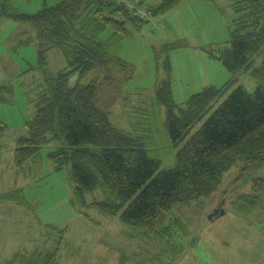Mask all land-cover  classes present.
Here are the masks:
<instances>
[{
	"label": "trees",
	"instance_id": "16d2710c",
	"mask_svg": "<svg viewBox=\"0 0 264 264\" xmlns=\"http://www.w3.org/2000/svg\"><path fill=\"white\" fill-rule=\"evenodd\" d=\"M184 1L162 0L153 8L134 0H62L31 15L1 13L34 27L39 58L30 70L40 69L44 79L36 113L25 124L26 134L16 142V164H30L44 149L56 145L47 157L55 169L69 168L74 208L92 206L104 215H118L124 224L149 236L162 232L175 206L211 196L224 174L240 162L244 166L237 180L246 183L252 195L239 197L234 209L241 215L250 214L258 207L259 195H264L263 172L250 170L257 167L264 171V58L252 70L254 55L264 53V0H232L239 14L231 30L232 47L221 57L210 54L234 77L230 85L240 73L251 70L257 83L254 93L239 86L220 103L228 85L208 87L178 105L172 97L168 61L170 79L160 85L156 102L166 108V125L177 149L175 168L163 169L162 162L150 156L141 136L110 122L108 110L120 99L125 74L133 72L119 56L122 41L131 37L128 22L140 30ZM108 29L113 36L103 40ZM172 46L181 48L180 44ZM52 49L59 50L68 63L55 74L45 57ZM12 88L10 84L0 86V103L13 104ZM6 128L0 121V136ZM97 190L103 199L89 203L87 194ZM0 199L26 205L17 193ZM50 228L59 239L46 252L23 255L22 264L56 263L66 229ZM18 259L16 256L8 263L17 264Z\"/></svg>",
	"mask_w": 264,
	"mask_h": 264
},
{
	"label": "rangeland",
	"instance_id": "374dc122",
	"mask_svg": "<svg viewBox=\"0 0 264 264\" xmlns=\"http://www.w3.org/2000/svg\"><path fill=\"white\" fill-rule=\"evenodd\" d=\"M44 1L13 0L9 12L41 11ZM134 1L153 8L162 2ZM230 1L185 0L140 30L131 22L127 24L131 37L122 41L119 56L133 72L125 74L120 99L108 110L109 119L117 128L141 136L150 156L159 159L163 169L177 166V149L166 125V108L156 102L160 85L170 79L166 71L168 61L173 68L172 97L179 105L208 87L221 89L228 85L220 103L239 86L249 93L257 88L251 70L240 73L237 82L230 85L234 77L226 67L218 64L216 69L217 65L207 60L210 54L221 57L232 47L231 30L237 25L239 14L233 9L235 2ZM47 4L46 7H52L58 1L47 0ZM6 20L0 19V86L12 85L13 104H0V120L7 125V136L16 138L26 134L25 124L34 117L44 79L40 69L30 70L37 66L39 58L34 27L28 22ZM10 30L13 36L8 33ZM19 31L25 32V38L17 36ZM112 36L113 31L108 29L101 37L110 40ZM24 40L26 44L22 43ZM175 44L181 48L174 50ZM45 57L51 73L68 67L66 58L57 49L47 51ZM262 58L263 52L254 55L252 70L260 66ZM191 67L199 68L191 71ZM77 80L78 74L72 77L71 84L75 85ZM38 161L47 163L40 173L43 179L28 188L27 196L34 200L32 208L43 223L66 229L55 264H264V195H259L258 207L250 214L241 215L234 209L239 197L252 195L249 186L237 180L244 162L233 165L208 198L175 206L162 232L149 236L124 224L118 215H104L92 206L72 207L69 168L49 170L45 151ZM250 170L263 172L264 176L260 168ZM95 199H103L99 190L87 194L89 203ZM57 239L53 228L46 230L35 245L36 250L46 252ZM0 248V264H9L16 256H19L17 264H22L26 255L23 252L33 254L30 253L33 249L27 251L25 247L23 252L8 247L13 250L11 253Z\"/></svg>",
	"mask_w": 264,
	"mask_h": 264
},
{
	"label": "crops",
	"instance_id": "0c3cea01",
	"mask_svg": "<svg viewBox=\"0 0 264 264\" xmlns=\"http://www.w3.org/2000/svg\"><path fill=\"white\" fill-rule=\"evenodd\" d=\"M11 1L13 2V0H0V16L2 15L1 13L4 10L10 11L13 8L10 5ZM54 1H58L59 4L62 0H54ZM43 5L45 7L48 5L47 0L43 2ZM39 11L40 10H37L36 12L29 11L26 13L31 15ZM1 18H6L7 19L6 21H13L15 23L18 22L10 18H7L5 16H1L0 19ZM20 32L21 31L17 32V36H22L23 38H25L24 37L26 35L25 32L23 33ZM8 33L12 35V30H10ZM11 35H9V37ZM34 35H36V33ZM30 39L32 38L30 37ZM213 59L214 58H212L211 56L207 57L208 62L213 63L214 64L213 66L217 65L216 69H218L220 66L218 64H222V63L216 59H214L215 60L214 61ZM198 68L191 67V71H196ZM19 137L21 136H18L16 138L15 137L9 138L7 136V128L0 136V197L8 194L17 193L18 195L24 197L27 205L24 206L15 201H11V200L2 201L0 199V246L3 248L4 253H8V252L11 253V251H13V250H9L8 247H13V249L18 248L19 250L21 249L22 252H23V248L25 247L27 251L29 250L31 251V249H33L32 250L33 252L30 253L39 252L38 250H36L35 247L37 242L42 240V235H44V232L48 230L49 227L51 226L56 227L54 225H50L49 223H43V219H41V216H39V214L32 208V204H34L33 203L34 200L31 199L29 196H27L28 188L31 186H35L41 179H43L40 173L45 168L47 163L46 165H43V161L41 163L38 160H34L30 164H27L25 166L22 167L18 166L15 161V148H16L17 139ZM56 148H57L56 145H52L50 149L47 150L44 149V151L47 153L48 156V153ZM47 162L50 164L49 170L58 171L49 162V160ZM39 175L42 178H39L40 177ZM73 186L71 187L72 195L70 199V204L73 198ZM23 253L27 254L29 252H23Z\"/></svg>",
	"mask_w": 264,
	"mask_h": 264
}]
</instances>
